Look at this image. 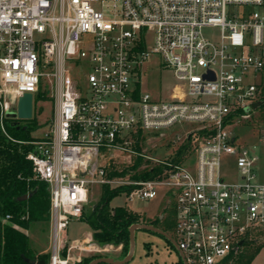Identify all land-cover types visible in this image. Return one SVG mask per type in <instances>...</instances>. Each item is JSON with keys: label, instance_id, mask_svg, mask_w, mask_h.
<instances>
[{"label": "built area", "instance_id": "obj_1", "mask_svg": "<svg viewBox=\"0 0 264 264\" xmlns=\"http://www.w3.org/2000/svg\"><path fill=\"white\" fill-rule=\"evenodd\" d=\"M206 29H218V38ZM153 56L177 80L169 95L143 89V67ZM262 71L264 0H0L2 130L20 126L8 117L20 98L38 94L44 82L53 90L49 130L27 155L49 187L50 264H70L72 250H94L80 242L65 247L93 185L129 187L130 201L165 190L176 212L171 236L189 264H223L263 229L259 155L229 130L263 99L255 82ZM185 125L193 129L177 136L176 151L190 135L200 138L180 162L176 153H149V134ZM117 153L128 165L141 157L162 173L112 179ZM225 161L238 179L227 180Z\"/></svg>", "mask_w": 264, "mask_h": 264}, {"label": "trees", "instance_id": "obj_2", "mask_svg": "<svg viewBox=\"0 0 264 264\" xmlns=\"http://www.w3.org/2000/svg\"><path fill=\"white\" fill-rule=\"evenodd\" d=\"M261 87H264V79ZM262 98L264 99V93ZM32 118L29 120H34V112ZM35 129L34 126H12L7 123L2 130L0 126V264H33L39 260L50 264V256L37 255L32 248L30 236L26 233L37 224L50 222L49 187L35 177L33 165L27 159V155L32 149L30 143L35 141L31 136ZM141 136L142 134L139 133L138 138ZM199 138V134L190 135L186 144L176 151L173 160L177 163L180 162L189 150L193 139ZM137 149L141 150L138 144ZM123 166L112 163L109 168L110 178L152 179L162 173L161 166L153 165L152 162L145 161L141 157L133 158L131 164H123ZM129 191L130 188L125 186L102 187L100 202L82 221L90 227L92 238L97 244L122 246L124 257L129 252V229L132 225H153L172 235L176 218L173 202L169 203L164 215L155 220L146 219L145 216L137 214L127 207L112 208L110 206V202L115 196ZM83 215H85V209ZM7 216H9L8 220ZM263 232L262 229L256 231L252 238L255 239ZM251 239L246 240L241 248L223 264H251L263 246L254 243ZM168 245L175 249L169 241ZM146 248H148L147 245ZM99 257L106 256L83 259L79 264H89ZM178 264H184L180 257Z\"/></svg>", "mask_w": 264, "mask_h": 264}, {"label": "rangeland", "instance_id": "obj_3", "mask_svg": "<svg viewBox=\"0 0 264 264\" xmlns=\"http://www.w3.org/2000/svg\"><path fill=\"white\" fill-rule=\"evenodd\" d=\"M204 32L212 38H218L220 34L218 29H206ZM159 62V57L153 56L143 67V89L151 93L154 97H158L161 94L169 95L173 87L177 84L172 70L161 66V64H158ZM263 79L264 71L257 74L255 82L262 85ZM261 89L263 94L264 87ZM52 95L53 90L49 83L46 84L44 82L38 94L33 95L34 120H20V126H34L36 128L35 131L31 133L35 141L43 138L49 130L51 114L53 113ZM14 119H16V117ZM9 122L11 123V121ZM191 129H193V126L185 125L149 134L151 140V149H149V153L158 159L173 158L176 149L179 147L176 141L177 136L184 138L186 132ZM229 130L232 136L236 138L237 144L248 149L254 146L256 147V152L260 158L258 166L259 181L264 182V144L261 142L264 136V105L257 110L252 109L249 118L239 119L238 123ZM117 155H119V157L114 159V163L120 164L122 167H124L123 164H128V158L121 156L119 153H117ZM194 161L195 157L192 163H194ZM223 173L229 181L236 178L238 179L237 168L229 161L224 162ZM89 191V201L85 206L84 218L74 220L69 225V243L77 241L84 242L91 235L90 227L82 221L90 215L92 209L100 202L102 188L100 185H93L89 187ZM169 201V195L165 190H161L159 196L151 201H142L138 199L130 201L126 194L122 193L111 200L110 206L112 208L127 207L133 212L145 216L146 219L155 220L164 215L165 209L169 206ZM49 227V223H41L37 225L38 230L33 229L31 239L34 242V246L39 245L40 247H45L47 245ZM262 230H264V228ZM91 239L96 243L93 238ZM251 241L264 246V232L255 239L252 238ZM146 245L148 248H146ZM98 246V248H94V250L89 252L83 259H91L96 256H106L114 260H122L125 258L122 253V246H115L113 244H98ZM178 260V252L168 245V241H166L164 237L150 231L138 230L135 235L134 255L127 264H178ZM252 264H264V248L260 250Z\"/></svg>", "mask_w": 264, "mask_h": 264}, {"label": "water", "instance_id": "obj_4", "mask_svg": "<svg viewBox=\"0 0 264 264\" xmlns=\"http://www.w3.org/2000/svg\"><path fill=\"white\" fill-rule=\"evenodd\" d=\"M263 105H264V99L254 103L251 108L253 110H257L260 107H262ZM249 111H250V108H247L246 112H249ZM32 116H33V97L31 94H26L25 96H23L22 98L19 99L17 112H15V113L13 112V113L8 114V117L11 119L12 118L14 119L16 117V118L21 119V120H29L32 118ZM138 230H146V231H150V232L161 235L162 237H164L166 240H168L169 242H171L173 244L176 251L178 252L179 257L183 261V263L189 264L187 262L185 256H184V254L179 249L177 243L175 242V240L172 238V236L170 234L156 228L153 225H148V224H134L130 227V229H129V233H130L129 252L124 259L114 260L113 258H110V257H99V258L92 260L89 264H127L128 262H130L131 259L133 258V255H134L135 235H136V232ZM243 243L244 242L241 241L239 243V246H242ZM33 264H46V262L44 260H39V261L33 262Z\"/></svg>", "mask_w": 264, "mask_h": 264}, {"label": "crops", "instance_id": "obj_5", "mask_svg": "<svg viewBox=\"0 0 264 264\" xmlns=\"http://www.w3.org/2000/svg\"><path fill=\"white\" fill-rule=\"evenodd\" d=\"M49 224H50L49 236L47 238V245L45 247H40L39 245L34 246V242L31 239V234H32L33 229L34 230H38L37 229V225H39V224H37L36 226L32 227L30 230L26 231V233L30 236L32 248L37 253V255H48V256L51 257V254H52V248H51L52 225H51V221L49 222ZM68 229H69V227H68ZM91 238H92V233H91L90 237L86 239V241H84V242L77 241V242L86 244L90 249L98 248L99 247L98 244L94 243ZM65 241H66L65 242V247L69 246L71 244V243H69V240H68V230H67L66 235H65ZM262 248H264V246H262ZM89 252H92V251L80 252L78 250H72L69 253L70 264H79L82 261V259L87 256V254ZM61 255H62V258H65L67 256V252L65 250H63Z\"/></svg>", "mask_w": 264, "mask_h": 264}]
</instances>
